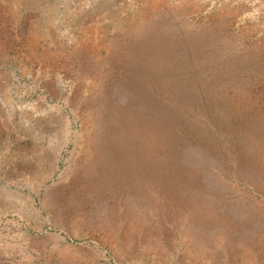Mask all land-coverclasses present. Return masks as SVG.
Returning <instances> with one entry per match:
<instances>
[{
  "label": "rangeland",
  "instance_id": "1",
  "mask_svg": "<svg viewBox=\"0 0 264 264\" xmlns=\"http://www.w3.org/2000/svg\"><path fill=\"white\" fill-rule=\"evenodd\" d=\"M0 264H264V0H0Z\"/></svg>",
  "mask_w": 264,
  "mask_h": 264
}]
</instances>
